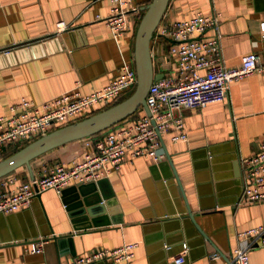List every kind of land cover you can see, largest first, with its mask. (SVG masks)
Here are the masks:
<instances>
[{
    "label": "crops",
    "instance_id": "crops-1",
    "mask_svg": "<svg viewBox=\"0 0 264 264\" xmlns=\"http://www.w3.org/2000/svg\"><path fill=\"white\" fill-rule=\"evenodd\" d=\"M147 1L135 0L129 28L114 39L102 18L110 0H0V113H8L22 96L36 102L53 98L74 88L76 80L82 93L107 83L123 56L134 61L141 6ZM198 9L220 12L219 41L227 65H238L249 51L264 54V0H168L162 18L185 17ZM59 19L69 25L55 33ZM167 44L151 38L154 68L164 63ZM182 112L188 140L173 141L165 134L171 161L166 154L159 160L136 156L106 176L85 181L115 199L111 210L94 217L97 224L80 232L73 227L74 212L63 199L78 194V181L61 193L47 188L28 205L0 212V264H64L71 255L126 241L136 242L130 264H176L173 258L181 252L180 264H230L233 247L244 242L237 232L264 223V200L239 199L240 159L255 151L264 136V72L233 79L224 100L183 107ZM88 139L51 148L34 157L30 167L15 171L22 179L31 178L58 161L81 158L91 148ZM89 219L75 218L79 225ZM69 232L74 234L59 243L51 237ZM37 235L46 236L42 249L25 250ZM249 264H264V245L250 248Z\"/></svg>",
    "mask_w": 264,
    "mask_h": 264
},
{
    "label": "built area",
    "instance_id": "built-area-1",
    "mask_svg": "<svg viewBox=\"0 0 264 264\" xmlns=\"http://www.w3.org/2000/svg\"><path fill=\"white\" fill-rule=\"evenodd\" d=\"M135 0H110L109 13L102 18L114 39L126 32L130 24L129 9ZM99 16V15H98ZM100 17V16H99ZM69 23L56 21L55 33H61ZM220 12L195 10L190 15L172 20L161 19L152 39L168 40L163 51L164 63L156 71L145 94L149 109L136 110L98 133L87 135L91 148L81 158L69 163L56 162L31 178H20L15 170L0 176V212L17 210L30 203L39 192L53 188L57 193L71 182H85L106 176L121 161L136 156L154 160L165 157L160 134L173 140H188L182 108L200 107L209 102L224 100L230 83L251 72H264V54L249 51L241 56L238 65H227L220 47ZM264 32V20L261 21ZM9 51V48H4ZM137 80L134 61L122 57L118 72L107 83L82 93L76 80L71 90L43 102L22 96L10 105L8 113H0V159L15 145H24L33 138L88 115L93 107L104 108L123 93L135 87ZM243 202L264 200V136L259 147L240 159ZM243 243L232 249L230 264H249V250L264 245V223L246 227L237 232ZM43 239L34 240L24 249L39 251ZM135 241H126L115 247H96L69 256L64 264H91L107 261L109 264H130ZM167 246V245H166ZM184 247L182 250H185ZM218 253L214 252L213 256ZM180 264L184 254L174 256Z\"/></svg>",
    "mask_w": 264,
    "mask_h": 264
},
{
    "label": "water",
    "instance_id": "water-1",
    "mask_svg": "<svg viewBox=\"0 0 264 264\" xmlns=\"http://www.w3.org/2000/svg\"><path fill=\"white\" fill-rule=\"evenodd\" d=\"M167 2L168 0H148L141 6L143 13L137 25L134 41V65L136 68L137 80L133 91L121 100L107 107L55 127L33 138L15 151L4 156L0 159V176L15 170L22 165L30 167L31 160L41 153L68 141L91 135L109 127L113 123L124 119L139 108H143L147 113H149V109L145 101L146 91L152 79L158 78L162 75V72L156 71L153 67L150 41L158 22L163 16ZM159 136L164 151L170 160L164 138L161 134ZM172 168L175 176L177 177V173L173 165ZM85 184L86 182H81L80 185H76L78 194L76 193V196L73 199H63L66 208H70V210L74 212L73 227L78 231L80 229L83 231L91 224H97L98 222H96L94 217L99 214H104L106 212V208L111 210L112 208L110 205L115 203V199L111 194L99 193L97 186L94 183H91V185ZM181 192L184 197L189 216L193 220L194 217L192 210L182 188ZM39 194L40 192L36 195ZM88 216L90 219L87 224L79 225L75 220V218L78 219V217L83 219L88 218ZM196 226L199 230H201L197 224ZM73 234L74 232L65 234L51 233V237L59 243L69 237L68 235L72 236ZM40 237L45 238L46 236L37 235L35 239L38 240ZM165 245H167L166 247H169V244L166 243Z\"/></svg>",
    "mask_w": 264,
    "mask_h": 264
},
{
    "label": "trees",
    "instance_id": "trees-1",
    "mask_svg": "<svg viewBox=\"0 0 264 264\" xmlns=\"http://www.w3.org/2000/svg\"><path fill=\"white\" fill-rule=\"evenodd\" d=\"M133 89H134V88H132L131 90H129V91L125 92V93H123L119 98H117L114 102H111V103L108 104L107 106H109V105H111V104H113V103H115V102L121 100L122 98H124V96H125L126 94H130V93L133 91ZM107 106H104V107H107ZM100 109H101V108L93 109V110H91L90 113L96 112V111H98V110H100ZM135 112H136V111L132 112V113H131L130 115H128V116L134 115ZM128 116H127V117H128ZM80 118H81V117H80ZM78 119H79V118H78ZM98 132H99V131H98ZM98 132H95V133H98ZM95 133H93V134H95ZM21 146H22V145H15V146H12L9 150L6 151L5 156L8 155V154H10L11 152L15 151L16 149H18V148L21 147Z\"/></svg>",
    "mask_w": 264,
    "mask_h": 264
},
{
    "label": "rangeland",
    "instance_id": "rangeland-1",
    "mask_svg": "<svg viewBox=\"0 0 264 264\" xmlns=\"http://www.w3.org/2000/svg\"><path fill=\"white\" fill-rule=\"evenodd\" d=\"M127 95H128V94H126L125 96H127ZM125 96H124V97H125Z\"/></svg>",
    "mask_w": 264,
    "mask_h": 264
}]
</instances>
